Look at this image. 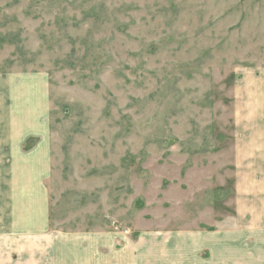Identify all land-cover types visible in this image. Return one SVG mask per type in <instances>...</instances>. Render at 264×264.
<instances>
[{
    "label": "rangeland",
    "instance_id": "rangeland-1",
    "mask_svg": "<svg viewBox=\"0 0 264 264\" xmlns=\"http://www.w3.org/2000/svg\"><path fill=\"white\" fill-rule=\"evenodd\" d=\"M0 72L40 77L51 228L209 229L242 177L264 0H0Z\"/></svg>",
    "mask_w": 264,
    "mask_h": 264
},
{
    "label": "crops",
    "instance_id": "crops-1",
    "mask_svg": "<svg viewBox=\"0 0 264 264\" xmlns=\"http://www.w3.org/2000/svg\"><path fill=\"white\" fill-rule=\"evenodd\" d=\"M39 78L0 72V264H264V84L247 86L255 104L235 152L242 177L234 209L212 212V228L153 231L137 242L120 232L50 227Z\"/></svg>",
    "mask_w": 264,
    "mask_h": 264
}]
</instances>
